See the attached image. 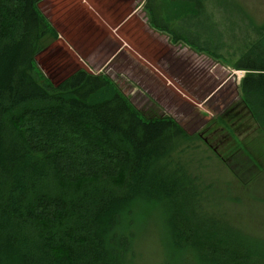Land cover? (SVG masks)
<instances>
[{"label": "trees", "instance_id": "1", "mask_svg": "<svg viewBox=\"0 0 264 264\" xmlns=\"http://www.w3.org/2000/svg\"><path fill=\"white\" fill-rule=\"evenodd\" d=\"M40 1L0 0V264H136L142 218L159 210L170 263L264 264V246L214 202H168L183 188L175 174L196 190L205 181L182 161L191 137L174 119L142 118L103 73L73 66L55 83L39 69L54 35ZM165 3L175 28L200 12ZM144 8L170 42L215 56L208 39L185 44L189 20L175 32L160 24L161 0ZM249 22L253 40L233 69L245 71L240 101L264 136V26Z\"/></svg>", "mask_w": 264, "mask_h": 264}, {"label": "rangeland", "instance_id": "2", "mask_svg": "<svg viewBox=\"0 0 264 264\" xmlns=\"http://www.w3.org/2000/svg\"><path fill=\"white\" fill-rule=\"evenodd\" d=\"M50 1L43 0L40 9L48 13ZM165 1L168 0H161L162 26L171 11ZM186 1L190 10L200 11L197 16L184 18L176 28L168 18L166 21L175 32L179 28L185 30L181 25L186 27L189 20L193 31L184 34L185 44L208 39L216 44L213 49L218 48L215 56L170 42L168 36L147 25L146 16L143 29L134 32L138 46L121 48L113 59L116 47H102L88 60L80 51H67L60 44L49 46L50 41L46 40L43 46L47 48L36 57V63L55 83L71 73L73 66L91 74L103 73L142 118L166 115L174 119L191 137L187 143L191 150L181 159L205 181L196 190L175 174L171 178L183 188L174 201L168 202H214L218 216L264 246V136L247 109L241 117L220 115L228 104L231 107L240 102L244 107L238 86L245 71L234 70L233 64L253 40L249 21L264 26V0ZM56 3L53 0V7ZM206 122L214 129L225 127L231 132L232 141L219 148L224 160L195 135ZM158 216L142 218L135 245L136 264H175L169 262L163 247L162 210ZM178 264L196 263L192 255H186Z\"/></svg>", "mask_w": 264, "mask_h": 264}, {"label": "crops", "instance_id": "3", "mask_svg": "<svg viewBox=\"0 0 264 264\" xmlns=\"http://www.w3.org/2000/svg\"><path fill=\"white\" fill-rule=\"evenodd\" d=\"M42 1L38 10L54 33L44 42L50 41L49 46L60 44L74 53L80 51L88 60L102 51V47L117 48L113 59L121 48L138 46L139 43H134L138 42L134 32L143 29L146 16L149 21L145 0H57L55 7L51 0L48 13L40 9Z\"/></svg>", "mask_w": 264, "mask_h": 264}, {"label": "flooded vegetation", "instance_id": "4", "mask_svg": "<svg viewBox=\"0 0 264 264\" xmlns=\"http://www.w3.org/2000/svg\"><path fill=\"white\" fill-rule=\"evenodd\" d=\"M245 109L246 108L243 107L240 102L235 105H232L231 107L228 104L224 106L223 110H221L222 112H220V115L221 113H223V115L231 114L233 118L238 116L241 117ZM195 135H197L198 138H200L209 148H211L214 153L217 154V156H219L221 159L223 158L221 156L219 148L226 142L232 141V135L229 129L225 127H219L218 129H214L212 126H209L207 122Z\"/></svg>", "mask_w": 264, "mask_h": 264}]
</instances>
